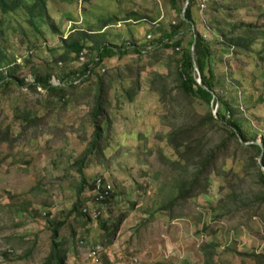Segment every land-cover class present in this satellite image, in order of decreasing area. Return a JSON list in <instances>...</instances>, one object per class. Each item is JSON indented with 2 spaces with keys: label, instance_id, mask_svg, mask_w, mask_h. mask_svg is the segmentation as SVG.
Wrapping results in <instances>:
<instances>
[{
  "label": "rangeland",
  "instance_id": "obj_1",
  "mask_svg": "<svg viewBox=\"0 0 264 264\" xmlns=\"http://www.w3.org/2000/svg\"><path fill=\"white\" fill-rule=\"evenodd\" d=\"M214 3L221 9L214 12ZM167 5L166 0H49L47 14L36 20V29L27 25L24 16L11 18L2 46L19 62L31 56L33 62L53 63L63 53L61 36L66 38L74 27L95 29L103 19H123L135 11L175 20L177 12ZM193 12L200 25L213 22V17H224L230 24L243 21L262 29L264 25V0H208L203 11L195 5ZM110 24L103 34L112 43L134 40L142 46L152 39H146L150 25L144 21ZM205 38L221 37L212 32ZM263 44L260 38L254 50L260 51ZM154 49L105 59L89 81L68 89L66 104L48 98L42 89L0 87L4 137L0 141V264H43L50 252L55 220H65L59 238L65 244L66 262L70 259L72 264H91L88 253L95 245L103 248L95 264H133L134 258L139 264H253L245 254L263 251L264 208L256 214L217 217L228 181L235 183L233 174L241 170L239 156L220 160L221 170L210 175L205 194L171 210L162 207L176 196L181 179V172L171 168L176 156L167 139L179 120L173 115L176 110L170 99L162 100L173 81V52ZM216 51L211 66L217 83L227 91L229 100L239 101L237 114L244 120L245 131L248 135L257 131L253 141L262 144L263 62L253 54L236 53L233 47L228 54L220 46ZM81 64L78 60L58 66L75 70ZM96 74L104 77L109 121L103 122V153L87 155L80 174L76 162L93 135ZM210 106L214 111L216 103ZM193 107L200 114L209 111L200 99H194ZM27 112L41 119L36 130L23 134L21 116ZM98 175L112 182L117 193L114 203H94L90 184ZM79 186L82 206L99 208L97 218L68 216ZM122 215L125 218L108 237L101 222L113 226ZM5 247L14 254H4L1 249Z\"/></svg>",
  "mask_w": 264,
  "mask_h": 264
},
{
  "label": "trees",
  "instance_id": "obj_2",
  "mask_svg": "<svg viewBox=\"0 0 264 264\" xmlns=\"http://www.w3.org/2000/svg\"><path fill=\"white\" fill-rule=\"evenodd\" d=\"M48 1L0 0V87L8 88L14 85L19 88L26 87L35 92H40L39 89H42L48 98L62 100L66 104L65 98L69 93L68 89L89 81L105 59L115 56L123 57L131 51L141 55L153 48H156L153 50L155 52L169 49L173 52L170 57L174 61L173 81L169 85V89L162 95V100L170 99L172 108L176 110V114L173 113V115L179 120L177 126L168 133L167 139L176 156L171 168L181 172V179L176 196L162 207L171 210L195 195L205 194L209 188L210 175L217 172V169L221 170L220 160L232 155L235 158L239 156L236 159L241 161L242 167L239 173L233 174L235 183L228 181L229 184L226 187L228 190L219 199L221 212L217 217H220L219 219L235 218L243 212L249 214L252 213L251 211L256 214L258 210L264 208V171L259 164V157L262 154L261 161L264 166V133L262 148L253 141L258 135L257 131H252L251 135L245 131L244 120L237 114L239 101L237 99L229 100L226 96L227 91L217 83L218 77L211 66L218 46L226 54L229 53L230 47H233L236 53L253 54L263 62L262 66H264V44L260 51H255L253 48L260 38L264 40V25L262 29L253 23L243 21L230 24L224 17L221 20L213 17V22L209 21L200 25L194 19L193 7L196 5L200 10L201 0H188L184 18L182 9L186 0H166L167 6L177 12L175 20H171L168 15L162 17L129 11L130 13L128 12L127 17L123 19L106 18L101 20L95 29L74 27L66 38L61 36L63 53L60 56H55L53 63L33 62L31 56L19 62L14 54L8 55L6 47L2 46L7 36L8 26L6 24L11 18L24 16L27 25L36 29V20L42 19L47 14ZM65 1L77 3L87 0ZM213 6L214 12L221 9V6L216 3ZM132 20L135 22L144 21L147 25L149 24L146 39H152L146 41L142 46L134 40L119 45L106 40L103 31L111 25L110 21L128 23ZM199 26L201 27L199 28ZM212 32L221 38H205V34H212ZM148 35L151 37L149 38ZM194 40L195 61L200 72L201 82L206 88L198 84L197 76L193 71L191 46ZM81 53L85 55V60L79 68L65 70L58 66L59 63L78 61ZM58 67L63 71H58ZM29 77L33 81H29ZM53 77L60 81V86H54L51 83ZM162 79L163 82L166 81V79ZM96 82L97 92L91 113L93 135L85 154L76 162L80 174L83 173L87 155L103 153L104 148L101 143V139L104 137L103 122L109 121L107 114L109 99L104 86V77L97 75ZM229 85L232 87L231 84ZM194 99L205 102L209 111L205 114L195 111ZM212 102H217L219 105L217 117L210 106ZM21 118L23 134L32 129L36 130V127L39 126L38 121L41 119V117L32 115L31 112L23 114ZM3 138L0 131V141ZM90 188L93 189V185L90 184ZM81 189L82 186H79L78 198L73 203L68 216L76 213L77 216L86 217L83 212L85 207L82 206L80 199ZM222 189H225V186ZM116 195L117 193L112 190L109 197L101 204L114 203ZM123 218H125L124 215L119 216L113 226H107L105 221L101 222V227L107 230L108 237L115 232L119 221ZM64 224L65 220H55L52 224L50 252L43 264H67L65 244L59 238V229ZM245 257L247 260L250 259L253 264H264V249L260 253L245 254Z\"/></svg>",
  "mask_w": 264,
  "mask_h": 264
},
{
  "label": "built area",
  "instance_id": "obj_3",
  "mask_svg": "<svg viewBox=\"0 0 264 264\" xmlns=\"http://www.w3.org/2000/svg\"><path fill=\"white\" fill-rule=\"evenodd\" d=\"M208 0H201L200 2V9L203 11V9L206 7ZM150 38L151 35H148ZM79 60L83 63L85 60V55L81 53ZM104 71V70H103ZM195 74V73H194ZM51 83L54 86H60L61 83L59 80H57L55 77L51 79ZM113 190L112 182L106 178L104 175H98L93 182V189H92V195L94 198V203L99 204L103 200H105L107 197H109L111 191ZM84 214H86V217H92L97 218L101 211L97 207H85L83 209ZM103 248L101 246L95 245L89 250L88 258L91 259V264L97 263L99 260V255L102 252ZM1 251H3L4 254L13 255L14 251L10 247L2 248ZM133 264H139L138 259L134 258Z\"/></svg>",
  "mask_w": 264,
  "mask_h": 264
},
{
  "label": "water",
  "instance_id": "obj_4",
  "mask_svg": "<svg viewBox=\"0 0 264 264\" xmlns=\"http://www.w3.org/2000/svg\"><path fill=\"white\" fill-rule=\"evenodd\" d=\"M187 5H188V0H186V3H185V5L183 6V9H182V16H183V18H184V12H185V9H186ZM194 43H195V40L193 41L192 46H191V56H192V66H193V71H194V73H195L196 76H197L196 80H197L198 84H199L201 87L206 88V87L202 84V82H201L200 72H199L198 67H197V65H196L195 55H194ZM218 107H219V105H218V103L216 102V107H215V110L213 111L215 117H217V110H218ZM249 143H250V142H249ZM254 143H256V142H254ZM256 144H259V143H256ZM259 145L263 148L262 144H259ZM262 152H263V150H262ZM261 155H262V154H261ZM261 155H260V157H259V164H260V166H261V169L264 171V166H263L262 161H261Z\"/></svg>",
  "mask_w": 264,
  "mask_h": 264
},
{
  "label": "crops",
  "instance_id": "obj_5",
  "mask_svg": "<svg viewBox=\"0 0 264 264\" xmlns=\"http://www.w3.org/2000/svg\"><path fill=\"white\" fill-rule=\"evenodd\" d=\"M67 264H72V260L69 259Z\"/></svg>",
  "mask_w": 264,
  "mask_h": 264
}]
</instances>
